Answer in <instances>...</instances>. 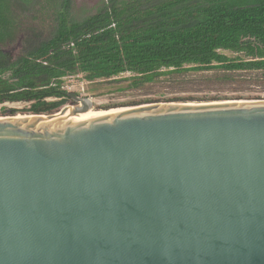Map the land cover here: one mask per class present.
I'll return each mask as SVG.
<instances>
[{"label":"water","instance_id":"1","mask_svg":"<svg viewBox=\"0 0 264 264\" xmlns=\"http://www.w3.org/2000/svg\"><path fill=\"white\" fill-rule=\"evenodd\" d=\"M71 99L0 117V264H264V101Z\"/></svg>","mask_w":264,"mask_h":264},{"label":"trees","instance_id":"2","mask_svg":"<svg viewBox=\"0 0 264 264\" xmlns=\"http://www.w3.org/2000/svg\"><path fill=\"white\" fill-rule=\"evenodd\" d=\"M73 4L0 0V106L55 113L72 100L63 78L78 74L93 81L129 73L128 88L188 69L264 75V0H101L80 19Z\"/></svg>","mask_w":264,"mask_h":264},{"label":"rangeland","instance_id":"3","mask_svg":"<svg viewBox=\"0 0 264 264\" xmlns=\"http://www.w3.org/2000/svg\"><path fill=\"white\" fill-rule=\"evenodd\" d=\"M100 1L74 0L73 16L80 19L93 13ZM42 30L46 34V27ZM220 53L232 59L245 58L229 51ZM131 76L124 73L110 79L87 81L83 74H78L63 78V89L72 96L89 98L93 112L152 103L264 101V75L260 72L188 69L167 73L138 88H128ZM74 105L72 100H68L59 110ZM27 108L25 103H5L0 106V117L6 109H16L19 116L30 115L25 112Z\"/></svg>","mask_w":264,"mask_h":264},{"label":"bare ground","instance_id":"4","mask_svg":"<svg viewBox=\"0 0 264 264\" xmlns=\"http://www.w3.org/2000/svg\"><path fill=\"white\" fill-rule=\"evenodd\" d=\"M123 109V108H122ZM121 109V110H122ZM119 110V109H118ZM115 111H117V110H110V111H108V112H115ZM107 112V113H108ZM106 112L105 111H99V112H93V111H90V112H88V113H86V114H84V115H82L80 118L81 119H85V118H88V117H93V116H97V115H100V114H105Z\"/></svg>","mask_w":264,"mask_h":264}]
</instances>
